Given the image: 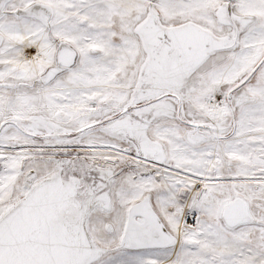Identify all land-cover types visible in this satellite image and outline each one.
Masks as SVG:
<instances>
[{"label": "snow or ice", "instance_id": "6c2138e0", "mask_svg": "<svg viewBox=\"0 0 264 264\" xmlns=\"http://www.w3.org/2000/svg\"><path fill=\"white\" fill-rule=\"evenodd\" d=\"M0 264H264V0H0Z\"/></svg>", "mask_w": 264, "mask_h": 264}]
</instances>
